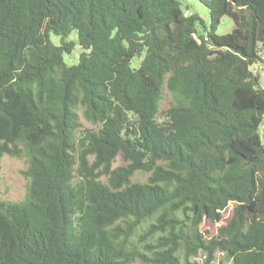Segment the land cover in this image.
Instances as JSON below:
<instances>
[{
	"label": "trees",
	"instance_id": "obj_1",
	"mask_svg": "<svg viewBox=\"0 0 264 264\" xmlns=\"http://www.w3.org/2000/svg\"><path fill=\"white\" fill-rule=\"evenodd\" d=\"M198 1L0 0V264H264V0Z\"/></svg>",
	"mask_w": 264,
	"mask_h": 264
},
{
	"label": "rangeland",
	"instance_id": "obj_2",
	"mask_svg": "<svg viewBox=\"0 0 264 264\" xmlns=\"http://www.w3.org/2000/svg\"><path fill=\"white\" fill-rule=\"evenodd\" d=\"M181 8L186 14L197 13L199 17L203 20L205 26L208 25V11L207 8L201 4L198 0H179ZM233 27V21L228 16H223L216 28L217 34H223ZM198 31L202 32L201 26H198ZM69 39H75V34L71 33L68 37ZM50 40L54 44L59 42V37L53 34H50ZM83 50L79 45H75L70 54H64L63 60L67 64H74L78 60L79 54ZM259 54L262 58L261 62L252 65V69L258 72V83L259 86H264V48L259 50ZM136 59H133L131 62L132 66H136ZM163 100L161 103V108L167 106V102L170 99V95L166 92H163ZM80 129L81 128H92L90 122L84 119L83 115L79 113ZM262 139L264 142V122L260 128ZM28 164V157L22 153L19 157H14L10 155H3L0 157V199L9 200L13 202L20 201L24 198L26 193L27 179L22 175V170L26 168ZM122 165V159L118 155L112 163V167ZM145 174H137L135 178L139 181L145 179ZM232 203H229L223 216L227 217L231 214ZM203 257L202 255H197L193 258L197 263L201 264ZM230 259L226 258L225 254L221 251H215L213 260L211 264H230ZM133 264H142L140 262H135Z\"/></svg>",
	"mask_w": 264,
	"mask_h": 264
}]
</instances>
